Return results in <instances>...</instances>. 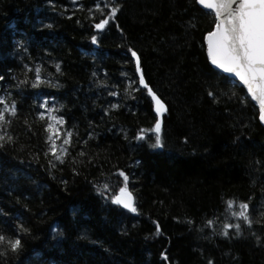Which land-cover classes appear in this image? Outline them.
<instances>
[{
    "label": "trees",
    "instance_id": "trees-1",
    "mask_svg": "<svg viewBox=\"0 0 264 264\" xmlns=\"http://www.w3.org/2000/svg\"><path fill=\"white\" fill-rule=\"evenodd\" d=\"M214 30L196 0H0V99L16 110L0 122V234L21 243L0 264H264V125L211 65ZM128 49L167 107L163 148ZM48 123L58 147L72 133L56 167ZM120 171L135 213L112 203ZM242 203L250 224L231 215Z\"/></svg>",
    "mask_w": 264,
    "mask_h": 264
},
{
    "label": "snow or ice",
    "instance_id": "snow-or-ice-1",
    "mask_svg": "<svg viewBox=\"0 0 264 264\" xmlns=\"http://www.w3.org/2000/svg\"><path fill=\"white\" fill-rule=\"evenodd\" d=\"M196 3L203 6L204 9H209L215 15V30L210 31L207 36V55L217 69L222 70L224 73H229L238 77L240 82L246 86L248 93L251 95L252 100H255L259 105V120L264 123V0H196ZM119 8L113 6L110 10L108 19H101L94 25L97 30H103L109 24V20L117 15ZM92 42L96 43V37H92ZM131 57L135 60V72L139 73L138 84L147 90L148 95L155 102V111L160 115L166 111L165 105L152 91L149 85L145 82L142 74L140 57L136 51L128 49ZM58 68V66H57ZM59 70V68H58ZM0 79H3L0 77ZM41 82L40 69H35V82L32 87H37ZM26 83V81H22ZM136 83V81H133ZM116 95L115 92L109 93ZM210 96L212 92L208 93ZM0 122L8 123L6 115L15 116V105L9 106L5 99H0ZM41 119L44 115L41 114ZM49 120L54 121L56 125H63L64 120L59 117L49 116ZM45 131L49 134L47 140L50 142L48 151L54 158V161H49L52 167H56L55 162L60 164L64 163L63 157L68 154L67 147L71 144L72 133L66 131L62 144L58 147L53 136L60 139L61 132L58 128L54 127L53 123H48ZM143 131V130H141ZM152 131L155 133V142L152 145L154 148H163L161 140V123L156 121ZM138 139L143 140V135H138ZM0 141H5V135H0ZM7 143H12V137L7 136ZM4 146L0 143V148ZM80 156L85 153L81 151ZM75 162V161H73ZM90 162V161H89ZM119 176L123 178L124 186L119 189V195L116 196L112 203L121 205L123 208L130 212L135 213L134 197L127 188L128 176L123 172H119ZM108 185H104L106 190ZM227 207L229 210L233 207V202L228 201ZM241 211L238 213L233 211L231 215L239 217L245 222L250 224L249 216L246 214L248 204L242 203L240 205ZM209 225L212 221L208 222ZM20 231H26L20 225L16 226ZM158 227V226H157ZM225 228H231L232 225L225 224ZM237 233H239L241 225H235ZM228 235L227 232L223 233ZM21 247L20 239L18 236L13 235L7 238L5 235L0 234V256H5L6 252L16 253ZM163 259L167 260V256ZM211 264V261H209Z\"/></svg>",
    "mask_w": 264,
    "mask_h": 264
},
{
    "label": "water",
    "instance_id": "water-1",
    "mask_svg": "<svg viewBox=\"0 0 264 264\" xmlns=\"http://www.w3.org/2000/svg\"><path fill=\"white\" fill-rule=\"evenodd\" d=\"M202 8H203V6L202 5H200ZM206 11H209V12H211V10H209V9H205ZM211 13H213V12H211ZM214 14V13H213ZM206 47H207V37H206ZM134 59V58H133ZM210 60V59H209ZM135 61V60H134ZM211 62V61H210ZM211 65H212V63H211ZM215 69H217L214 65H212ZM218 71H220L221 73H223L224 75H226V76H228V77H230L231 79H233L234 81H236L237 83H239L246 91H247V88H246V86H244L241 82H240V80H239V78L238 77H235L234 75H232V74H229V73H224L222 70H220V69H217ZM142 74H143V72H142ZM137 75H138V78H139V73H137ZM145 82H146V80H145ZM147 83V82H146ZM142 89H144L142 86H140ZM247 93H248V91H247ZM248 95H249V97L251 98V95L248 93ZM157 96V95H156ZM158 97V96H157ZM159 98V97H158ZM160 99V98H159ZM252 99V98H251ZM161 100V99H160ZM153 101V100H152ZM256 105H257V107H258V109H259V105H258V103L255 101V100H252ZM161 102H162V100H161ZM163 103V102H162ZM153 104H154V111H155V102L153 101ZM164 104V103H163ZM165 105V104H164ZM165 109H166V111H163L160 115H157V113H156V111H155V114H156V116H157V120H159L160 121V123H161V130H162V128H163V122H164V117H165V115H166V113H167V107H166V105H165ZM263 125H264V123H262ZM132 194V193H131ZM119 195V194H118ZM117 195V196H118ZM133 195V194H132ZM134 197V196H133ZM134 203H135V198H134ZM116 206H118V207H120V208H122L123 210H125V211H127V212H130V211H128L127 209H125V208H123L121 205H117V204H115ZM131 213H133V212H131Z\"/></svg>",
    "mask_w": 264,
    "mask_h": 264
}]
</instances>
